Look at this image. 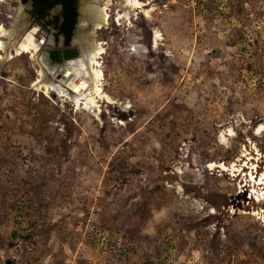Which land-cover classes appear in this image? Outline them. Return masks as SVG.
Listing matches in <instances>:
<instances>
[{
  "label": "rangeland",
  "instance_id": "rangeland-1",
  "mask_svg": "<svg viewBox=\"0 0 264 264\" xmlns=\"http://www.w3.org/2000/svg\"><path fill=\"white\" fill-rule=\"evenodd\" d=\"M138 1L98 33L111 100L93 110L0 52V264H264V70L244 69L264 0Z\"/></svg>",
  "mask_w": 264,
  "mask_h": 264
},
{
  "label": "bare ground",
  "instance_id": "bare-ground-1",
  "mask_svg": "<svg viewBox=\"0 0 264 264\" xmlns=\"http://www.w3.org/2000/svg\"><path fill=\"white\" fill-rule=\"evenodd\" d=\"M144 6L146 5L138 0H84L80 6L79 25L72 43L75 55H72L74 53L72 51L73 53L67 56L68 59L63 61L62 64L55 69L46 67L42 62V58H39L42 50L40 46V33L38 30L33 31L32 33L27 32L26 21H24L23 18L21 19V16L16 18L12 28L9 30L0 26V37L5 39L4 42H0V51H3L6 54V58L29 54L30 58L35 60L40 68L37 83L39 87L44 89L46 94L54 92L59 97L70 98L74 101L75 105L79 107V110H93L97 104L111 100L104 92L102 83L104 78L99 69L98 60L102 55V45L96 39L98 33L103 29L108 28L112 7H114L115 10L117 9V14L114 15V17L116 16L115 23L117 22L121 26L122 24H125L124 22L131 19V12H134L135 10L137 11L138 9H140L139 11L141 13L144 12V10H141ZM115 23L113 22V24ZM128 31L131 33V30ZM125 40L126 37H123L118 41V44L122 45V42ZM159 40V34L155 33V36H153V43L156 50L159 49ZM136 43L139 42L137 41ZM11 50L12 52L10 53ZM148 53L150 54L151 51ZM158 62L159 61H156L155 64H158ZM147 66L148 63H146V67ZM167 81L170 82L169 78L163 81L159 77L145 80L148 84H167ZM168 86H170V84H168ZM167 93L168 89L160 95ZM157 94L148 98L153 105H157L161 101V96H158ZM176 96V94L170 96L168 104L171 105L172 110H176V112L181 110L187 115L188 100L184 98H175ZM177 99L179 101H177ZM165 110L167 109L165 108L164 111ZM255 133L257 134V132ZM211 167H214V165L210 164L207 169ZM233 167L235 168L236 165ZM262 175L263 179L261 180L262 183L260 185L264 186V173ZM261 200H264V192L259 202Z\"/></svg>",
  "mask_w": 264,
  "mask_h": 264
},
{
  "label": "flooded vegetation",
  "instance_id": "flooded-vegetation-1",
  "mask_svg": "<svg viewBox=\"0 0 264 264\" xmlns=\"http://www.w3.org/2000/svg\"><path fill=\"white\" fill-rule=\"evenodd\" d=\"M42 1L43 3L41 5H38V0L0 1V10L2 9L1 4L3 2L5 4V12L2 10V12L0 13V26L8 30L12 28V25L14 24L16 18L19 17L21 13L24 16L23 11L25 8L26 14L28 15V16L26 15L24 16L27 19V24H28L26 31L31 30L35 26L38 29V32L41 31V33L39 32L40 33L39 35L44 37L43 40H40V46H42L41 47L42 50L39 58H42V62L45 64L46 67L55 69L59 67L63 61L68 59L67 56L71 55L73 52L74 53L72 55H75V51L73 49V44H72L73 36L76 34L79 25L80 6L82 2H84V0H82L81 2H79L80 0H70L71 2H73L72 7L74 9V17H73V23L71 29V36L69 37V39L67 38L66 33L63 31L65 10L62 4V0H42ZM16 6H19L21 8L20 13L18 14L15 12ZM109 18H111V15ZM2 39L5 41L4 38ZM45 40H49V41H45ZM4 41H0V42H4ZM10 52H12V50ZM1 53H3V51ZM253 163L254 160L253 162L249 163L250 165L249 167H247L248 163H245V166H243V168L249 170L250 174H247V171L244 172L242 168L240 172H238L237 176L240 175L241 173L242 176L244 177L247 176L248 178L251 177L255 179L259 171L256 169L258 167L257 163L255 164V168H253L254 166ZM257 179H258L257 182L259 181L258 184L260 185L262 183L261 180L263 179V175H258ZM252 181L254 182L255 180ZM258 184L254 182L253 185L256 186ZM253 189L255 190L251 192L250 198H252L257 203L261 199L260 196L261 193L257 194L258 191L256 192V188ZM262 203H264V200H261L259 202V204ZM261 211H263L262 213H264V208L261 209Z\"/></svg>",
  "mask_w": 264,
  "mask_h": 264
},
{
  "label": "trees",
  "instance_id": "trees-1",
  "mask_svg": "<svg viewBox=\"0 0 264 264\" xmlns=\"http://www.w3.org/2000/svg\"><path fill=\"white\" fill-rule=\"evenodd\" d=\"M42 3H43L42 0H38V5H41ZM62 4L65 10L63 31L66 33L67 38L69 39V37L71 36V29H72V23L74 17V9L72 7L73 2H71L70 0H62ZM257 43L258 41H256V44ZM257 49L261 51L260 54H257V52H255V54L251 56L249 62L244 64V69L247 70L250 74H256L259 73V71L264 70V60H263L264 40L262 45L259 42Z\"/></svg>",
  "mask_w": 264,
  "mask_h": 264
}]
</instances>
